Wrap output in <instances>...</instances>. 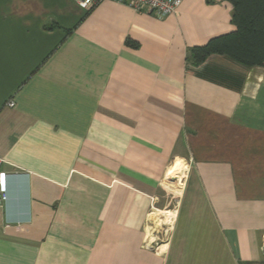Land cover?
Instances as JSON below:
<instances>
[{
	"label": "crops",
	"instance_id": "crops-1",
	"mask_svg": "<svg viewBox=\"0 0 264 264\" xmlns=\"http://www.w3.org/2000/svg\"><path fill=\"white\" fill-rule=\"evenodd\" d=\"M79 2L0 0V264H264V67L186 58L236 31L232 4Z\"/></svg>",
	"mask_w": 264,
	"mask_h": 264
},
{
	"label": "trees",
	"instance_id": "trees-1",
	"mask_svg": "<svg viewBox=\"0 0 264 264\" xmlns=\"http://www.w3.org/2000/svg\"><path fill=\"white\" fill-rule=\"evenodd\" d=\"M232 4L236 31L211 39L187 53L190 66H200L211 56L221 55L248 67H264V0H222ZM128 45L137 44L128 41Z\"/></svg>",
	"mask_w": 264,
	"mask_h": 264
},
{
	"label": "rangeland",
	"instance_id": "rangeland-1",
	"mask_svg": "<svg viewBox=\"0 0 264 264\" xmlns=\"http://www.w3.org/2000/svg\"><path fill=\"white\" fill-rule=\"evenodd\" d=\"M187 165L183 162L180 168L181 172L175 176L174 174L167 180L168 193L162 205V209L159 211H154L151 217V221L148 226L149 235L152 240L157 241L159 244L164 243L168 236L171 235L173 223H174V213L177 211L179 201L183 192V185L185 181L184 173L187 174ZM183 174V175H182ZM154 238V239H153ZM154 244V243H153Z\"/></svg>",
	"mask_w": 264,
	"mask_h": 264
},
{
	"label": "built area",
	"instance_id": "built-area-1",
	"mask_svg": "<svg viewBox=\"0 0 264 264\" xmlns=\"http://www.w3.org/2000/svg\"><path fill=\"white\" fill-rule=\"evenodd\" d=\"M106 0H80L82 9L90 10L99 3ZM119 4H126L139 14L153 15L159 20H164L170 15L178 13L184 0H111ZM9 105L14 106L13 102ZM3 161L0 159V206L7 199L8 174L2 170ZM264 249V246H263Z\"/></svg>",
	"mask_w": 264,
	"mask_h": 264
}]
</instances>
